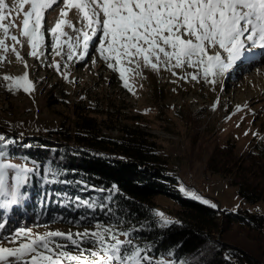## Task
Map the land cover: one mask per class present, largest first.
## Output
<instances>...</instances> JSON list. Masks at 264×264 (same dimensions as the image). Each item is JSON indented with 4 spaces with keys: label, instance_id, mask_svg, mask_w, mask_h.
Instances as JSON below:
<instances>
[{
    "label": "snow or ice",
    "instance_id": "snow-or-ice-1",
    "mask_svg": "<svg viewBox=\"0 0 264 264\" xmlns=\"http://www.w3.org/2000/svg\"><path fill=\"white\" fill-rule=\"evenodd\" d=\"M56 8H60V16L55 26L49 29L51 54L54 57L66 56V60L63 72L59 62L54 61L48 66L54 67L66 80L69 65L73 61L86 62L90 48L98 53L109 69L118 72L122 86L133 94L129 74L140 75L142 67L154 72L163 68L175 76V69L187 66L194 71L181 75V80L199 82L202 79L214 88L217 81L238 63L264 58V0H15L11 7L5 0H0V30L4 36L0 39V52H12L23 61L16 47L18 44L22 47V41L11 34V29L17 28L20 37L26 38L31 47L29 55L40 60L45 46V13ZM71 9L81 15L85 22L83 28H75L66 21ZM13 10L16 17L22 16L19 25L11 16ZM6 20L9 22L5 23ZM66 23L73 28L74 35L64 31L62 26ZM7 39L12 41L11 47L6 44ZM91 62L95 64V55H92ZM3 79L12 81L25 93L34 90L27 73L17 78L4 76ZM242 110L240 105L235 108L236 112ZM17 144V139L0 134V232L9 223L15 206L25 199L32 176L40 171L35 160L30 161L33 167L10 162L14 153L9 149ZM60 174L49 168L43 179L47 184L73 183L58 179ZM50 176L53 179H49ZM78 183L81 191L99 193L101 197L69 198L75 208L86 209L75 224L80 226L87 221L93 230L84 227L83 231L75 233L55 230L38 234L32 228H13L8 235H0V245H12L0 246V264H188L183 259L173 258L176 253L172 248L165 253H157L154 242H138L137 234L149 227L162 230L178 222L156 211L151 224L132 225L118 211L116 185L105 189ZM180 190L206 206L218 208L198 194L187 192L183 187ZM63 195L67 197L68 194ZM97 211L106 219L96 217ZM88 212L92 215L89 216ZM126 223L129 226L122 229L120 226ZM120 236L126 239L122 241Z\"/></svg>",
    "mask_w": 264,
    "mask_h": 264
},
{
    "label": "rangeland",
    "instance_id": "rangeland-1",
    "mask_svg": "<svg viewBox=\"0 0 264 264\" xmlns=\"http://www.w3.org/2000/svg\"><path fill=\"white\" fill-rule=\"evenodd\" d=\"M5 3L11 7L15 0H5ZM49 12L45 13L43 23L45 46L40 60L29 55L31 47L26 38L20 37L17 28L11 29V34L22 41L23 46L18 44L16 47L23 61L12 52H0L3 57L0 59V134L20 136L23 133V136L41 137L50 130L70 126L77 108L91 106L101 112V117L122 109V124L137 125L155 136L158 151L167 160L169 170L177 176L180 189L183 187L187 192L208 199L221 210H259L264 214L263 203L252 204L243 200L228 177L206 170V163L216 145L233 142L236 153L241 155L255 143L264 144V58L238 63L217 81L214 88L202 79L199 82L181 80V75L194 71L187 66L175 69V76L163 68L154 72L142 67L140 75L129 74L133 94L122 86L118 72L109 69L90 48L86 62L73 61L69 65L66 80L54 67L48 66L54 61L59 62L63 72L66 60V56L51 54L49 29L59 19L60 8ZM11 16L15 17L17 25L21 24L22 16L16 17L15 10ZM65 19L75 28L84 27L85 22L75 9L68 10ZM62 27L68 35H74L73 28L67 23ZM3 38L0 30V39ZM6 44L11 47L12 41L7 39ZM92 55L96 56L95 64L91 62ZM25 73L34 85L30 93L3 79L4 76L21 77ZM237 105L243 110L236 112ZM228 116L231 118L226 119ZM118 134L112 132V136ZM10 162L25 165L14 159ZM181 194L190 198L185 192L181 191ZM155 204L158 212L173 221L171 214L178 208L174 201L159 196L155 198ZM16 227L32 228L38 234L55 230L83 231L51 219L46 209L29 213L23 201L10 213V221L0 235H8ZM119 239L123 241L124 237ZM232 239L242 241L264 260V243L239 232Z\"/></svg>",
    "mask_w": 264,
    "mask_h": 264
},
{
    "label": "trees",
    "instance_id": "trees-1",
    "mask_svg": "<svg viewBox=\"0 0 264 264\" xmlns=\"http://www.w3.org/2000/svg\"><path fill=\"white\" fill-rule=\"evenodd\" d=\"M121 110L101 117V112L91 106L77 108L70 126L50 130L41 137L6 135L19 141L9 149L14 153V160L28 167H33L31 160L40 165L39 173L32 176L26 189L23 204L27 211L38 213L46 209L51 219L93 230L87 221L80 226L75 224L86 209L75 208L69 198H101L99 193L81 191L78 182L105 189L116 185L118 211L135 226L151 224L158 208L156 197H165L177 205L171 216L178 223L162 230L152 226L137 234L140 243L154 242L157 253L172 248L176 253L173 258L178 257L188 264H264L261 256L245 243L232 239L239 232L264 243V214L259 210L213 209L183 196L177 176L169 170L167 160L158 151L155 136L137 125L122 124ZM114 131L119 134L112 136ZM235 147L233 142L216 145L206 170L228 177L243 200L264 204V144L255 143L241 155L236 153ZM49 168L61 173L58 179L73 183H45L43 176ZM87 214L92 215L91 212ZM95 216L106 219L99 211ZM128 226L126 223L120 227Z\"/></svg>",
    "mask_w": 264,
    "mask_h": 264
},
{
    "label": "bare ground",
    "instance_id": "bare-ground-1",
    "mask_svg": "<svg viewBox=\"0 0 264 264\" xmlns=\"http://www.w3.org/2000/svg\"><path fill=\"white\" fill-rule=\"evenodd\" d=\"M251 86V85H250Z\"/></svg>",
    "mask_w": 264,
    "mask_h": 264
}]
</instances>
